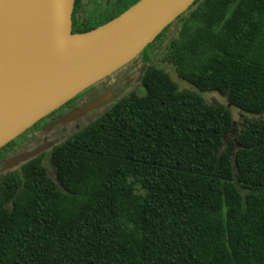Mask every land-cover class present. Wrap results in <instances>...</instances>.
I'll return each instance as SVG.
<instances>
[{"label":"trees","instance_id":"trees-1","mask_svg":"<svg viewBox=\"0 0 264 264\" xmlns=\"http://www.w3.org/2000/svg\"><path fill=\"white\" fill-rule=\"evenodd\" d=\"M177 21L166 59L198 91L146 64L144 94L50 150L54 177L42 155L3 174L0 264H264V117L235 131L201 93L264 114V0H196L153 43Z\"/></svg>","mask_w":264,"mask_h":264},{"label":"water","instance_id":"water-1","mask_svg":"<svg viewBox=\"0 0 264 264\" xmlns=\"http://www.w3.org/2000/svg\"><path fill=\"white\" fill-rule=\"evenodd\" d=\"M195 1L138 0L101 25L73 32L76 0H0V150L132 62ZM110 95L74 109L60 121L83 116ZM44 149L11 157L4 167H16Z\"/></svg>","mask_w":264,"mask_h":264},{"label":"flooded vegetation","instance_id":"flooded-vegetation-1","mask_svg":"<svg viewBox=\"0 0 264 264\" xmlns=\"http://www.w3.org/2000/svg\"><path fill=\"white\" fill-rule=\"evenodd\" d=\"M135 1L138 0H76L72 15L73 29L75 28V22L78 19L84 20L90 17H93L96 20L101 18L111 19L118 16L127 9L130 3ZM115 82L116 78L114 77V74H112L111 76L106 77L100 82L91 86L89 89H86L87 91L84 92V94L75 97L73 100L69 101L59 109L38 121L31 127L35 128L33 131L30 132V129H28L25 133L14 139L15 143L7 151L6 156L0 158V164L4 165L9 158L14 156H22L38 149L41 146H45L46 149H52L56 144L64 140V138L68 137L66 136L68 125L74 123L75 127L79 129V120L103 104L99 105L93 110L86 112L83 116L73 121L62 123L60 120L74 109L83 107L89 102L109 92H111V95L104 104L115 101L117 94H115L112 90V85L115 84Z\"/></svg>","mask_w":264,"mask_h":264},{"label":"rangeland","instance_id":"rangeland-1","mask_svg":"<svg viewBox=\"0 0 264 264\" xmlns=\"http://www.w3.org/2000/svg\"><path fill=\"white\" fill-rule=\"evenodd\" d=\"M88 19H89L88 22L90 24H96L98 22L102 23L106 20L104 18L96 20L93 17L92 18L90 17ZM180 24L181 22H178V21L172 24L169 27L167 33L160 40L148 45L146 49L137 58H135L132 62L125 65L124 67H122L121 69H119L118 71L114 73L116 82L115 84L112 85V90L115 94H117L116 100L123 96H126L131 91H136L139 94H144L146 92L145 87L141 84V75L144 69V65L146 64H154L166 70L170 74L171 78L177 82L179 89H191V90L198 91V89L194 85L181 79L178 73L176 72L174 64H172L166 59V55H165L166 50L169 46L170 40L178 35ZM201 93L207 102L221 103L228 107V109L233 115V119L235 122V127H234L235 131L238 129H241L248 120H253V119L264 117V114L246 113V112L241 111L237 107L230 105L227 97L223 94H220L219 92L208 91V92H201ZM112 103H114V101L109 102L107 104H103L102 106L98 107L96 110L89 113L84 118H81L78 122L79 128L95 120L99 115L104 113L110 107V105H112ZM34 129L35 128H30V132L33 131ZM77 129L78 128L75 127L74 123L68 125V131L66 133V136L71 135ZM50 150L51 149L49 148L45 149L39 155H42L41 156L42 163L46 167L49 175L54 177L55 171H54V167L50 160ZM19 168H20V165L13 167L11 169H8V168H5L3 164H0V177L9 171L19 170Z\"/></svg>","mask_w":264,"mask_h":264}]
</instances>
